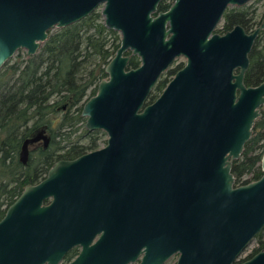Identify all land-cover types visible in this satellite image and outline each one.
I'll use <instances>...</instances> for the list:
<instances>
[{
	"label": "water",
	"instance_id": "1",
	"mask_svg": "<svg viewBox=\"0 0 264 264\" xmlns=\"http://www.w3.org/2000/svg\"><path fill=\"white\" fill-rule=\"evenodd\" d=\"M0 0V68L20 48L35 54L55 27L102 4L121 33L95 94L82 105L100 148L61 158L27 184L0 219V264H264V248L239 261L264 229L263 174L237 185L232 171L264 107V80L247 85L250 53L264 29L215 31L230 4L249 0ZM157 13V14H156ZM141 63L129 67V54ZM186 62L153 101L161 75ZM46 148L47 125L23 141ZM99 235L98 239L95 238Z\"/></svg>",
	"mask_w": 264,
	"mask_h": 264
},
{
	"label": "trees",
	"instance_id": "2",
	"mask_svg": "<svg viewBox=\"0 0 264 264\" xmlns=\"http://www.w3.org/2000/svg\"><path fill=\"white\" fill-rule=\"evenodd\" d=\"M159 6V10H166L169 3L162 1ZM238 15L234 11L227 13L225 28ZM249 20L255 21L254 15ZM120 42L119 31L106 26L103 15L96 10L80 21L51 29L35 54L10 60L0 68V219L25 185L44 178L55 161L73 159L101 147L105 132L85 127L82 105L108 76L106 65ZM140 63L138 55H131L129 67ZM172 74L169 70L159 79L149 100L159 95ZM263 80L264 30L250 53L245 83L254 85ZM43 125L51 132L49 146L40 145L38 155L31 154L28 163L23 164L20 161L23 141ZM76 125L83 131L75 140V130H69ZM263 152L264 107L241 157L233 161L237 185L261 177ZM256 239L259 245L254 253L264 248V229Z\"/></svg>",
	"mask_w": 264,
	"mask_h": 264
},
{
	"label": "rangeland",
	"instance_id": "3",
	"mask_svg": "<svg viewBox=\"0 0 264 264\" xmlns=\"http://www.w3.org/2000/svg\"><path fill=\"white\" fill-rule=\"evenodd\" d=\"M169 1V0H168ZM103 9V5L101 4L99 6V8H97V10L101 13ZM96 11V10H95ZM238 12L242 14L245 13H251V16L254 15V24L253 27L258 25L260 23V21L263 19L264 17V0H249L248 2H246L243 5H236V4H230L223 17L221 18L220 22L218 23V25L216 26L215 31L222 33L225 29V25L226 22L228 21L226 18L227 13H231V12ZM104 18V17H103ZM58 27H55L53 29H56ZM120 33V32H119ZM121 34V33H120ZM130 53V52H129ZM27 54V51L25 48H20L18 49L15 54L12 56V58L10 60H15L18 57H24ZM9 60V61H10ZM184 63L186 62V57L181 56L179 58H177L174 63L171 65V67H175L178 63ZM75 130L73 136H75V140L78 138V135L83 131V128L80 127L79 125H76L75 127L70 128L69 131ZM49 135L51 136V132L50 130H48ZM104 137L103 139L105 141L101 142V146H104L106 144L107 141V137L108 135L106 133L103 134ZM43 140L41 139L40 141L32 144L30 146V155L32 154L33 156H37V148L42 145ZM29 155V157H30ZM259 243L258 240L255 238L252 243L246 248V250L242 253V255L239 258V261L244 260L245 258L249 257L252 255V253H254V250L258 247ZM177 261V255H173L169 258V260L166 262V264H175ZM135 264V263H132Z\"/></svg>",
	"mask_w": 264,
	"mask_h": 264
},
{
	"label": "flooded vegetation",
	"instance_id": "4",
	"mask_svg": "<svg viewBox=\"0 0 264 264\" xmlns=\"http://www.w3.org/2000/svg\"><path fill=\"white\" fill-rule=\"evenodd\" d=\"M163 1H167L168 3H169V6H168V8L170 7V5L172 4V0H163ZM160 5V4H159ZM160 7V6H159ZM159 7H158V10H157V12H159V11H162V10H159ZM167 8V9H168ZM98 11V10H97ZM101 14H102V11H101ZM157 14V13H156ZM237 14H239L238 15V17L236 18L235 16V18H234V21H233V23H231L230 25H229V27L228 28H225L224 30H222L223 32L222 33H224V32H226L227 30H230V29H232L236 24H241L246 30H247V32H250V31H252L256 26H254L253 27V24H254V21L251 23L250 22V18H252V16H251V13H245V14H242L241 15V13H238L237 12ZM103 15V14H102ZM242 16V17H241ZM104 17V16H103ZM236 20H238V21H236ZM261 22V21H260ZM259 25V24H258ZM264 30V29H263ZM262 30V31H263ZM261 31V32H262ZM261 34V33H260ZM121 43V42H120ZM120 46V45H119ZM117 52V51H116ZM130 52V53H129ZM126 54H129V55H133L132 54V51L131 50H127L126 52H125ZM131 57V56H130ZM141 60V59H140ZM174 63V62H173ZM183 65H184V63H178L175 67H169L162 75H161V77H163L164 76V74L166 73V72H168L169 70H172L173 71V74L171 75V76H169V81L173 78V76L176 74V72L181 68V67H183ZM161 77H160V79H161ZM169 81L167 82V84L169 83ZM166 84V85H167ZM166 87V86H165ZM164 87V88H165ZM163 91V90H162ZM161 91V92H162ZM160 92V93H161ZM159 93V94H160ZM159 96V95H158ZM157 98V97H156ZM155 98V99H156ZM150 102L152 101V100H149ZM49 132V131H48ZM102 147V146H101ZM100 148V147H99ZM31 150V149H30ZM49 170V169H48ZM48 173V172H47ZM47 175V174H46ZM46 175H45V177H46ZM44 177V178H45ZM43 179V178H42ZM26 186V185H25ZM98 237H99V235H97V237L95 238V240L93 241V242H95L97 239H98ZM81 249H82V247H81V245H75L73 248H71L66 254H65V256L63 257V259L58 263V264H66V263H68V262H70V261H72L74 258H76L77 256H78V254L80 253V251H81ZM139 260H140V258L136 261V262H130L129 264H132V263H135V264H138V262H139ZM166 264V263H165Z\"/></svg>",
	"mask_w": 264,
	"mask_h": 264
}]
</instances>
